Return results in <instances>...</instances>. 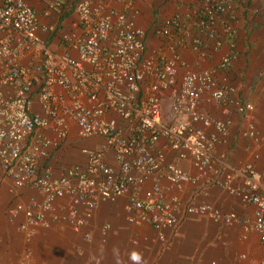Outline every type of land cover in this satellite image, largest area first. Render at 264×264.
I'll use <instances>...</instances> for the list:
<instances>
[{"label": "built area", "instance_id": "built-area-1", "mask_svg": "<svg viewBox=\"0 0 264 264\" xmlns=\"http://www.w3.org/2000/svg\"><path fill=\"white\" fill-rule=\"evenodd\" d=\"M42 1L45 16L64 2ZM118 1L122 7L114 10L76 0L80 33L58 34L76 52L73 56L48 47L39 33V13L28 0H0V168L15 187L31 185L40 192L39 200L30 195L27 203L17 202L7 210L10 221L23 214L19 228L27 237L36 226L47 227L51 219L65 220L80 230L99 201L122 196L127 197V221L150 225L160 239L165 229L177 223L181 210L209 213L226 224L238 221L235 212L205 204L184 205L177 194L167 196L168 191H180L185 184L217 172L212 151L218 135L228 131L231 111L251 119L254 106L235 94L228 71L238 56L230 23L237 0H200L187 19L172 14L152 26V34L169 39L178 35L175 44L186 40L197 53L204 37L214 50L229 38V50L216 69H185L180 74L178 66L184 63L179 53L173 49L160 61L148 54L147 31L135 20L137 7L133 0ZM217 19H225L221 34L214 28ZM44 29L56 27L49 24ZM36 89L40 113L34 112ZM205 91L221 105L223 118L212 119L201 110ZM168 93L170 118L164 111ZM70 122L79 138L100 137L103 144L81 150L84 166L73 164L53 175L42 163L51 148L66 141ZM39 129L51 134L36 133ZM243 135L255 136L251 122ZM166 149L178 160H189L195 174L167 161ZM215 182L253 206L252 216L242 225L258 233L264 243V185L255 167L250 163L235 167ZM64 197L70 198L67 211L56 214L55 202Z\"/></svg>", "mask_w": 264, "mask_h": 264}, {"label": "crops", "instance_id": "crops-1", "mask_svg": "<svg viewBox=\"0 0 264 264\" xmlns=\"http://www.w3.org/2000/svg\"><path fill=\"white\" fill-rule=\"evenodd\" d=\"M28 1L39 13V33L47 41L48 47L57 53L68 51L76 56V52L68 49L58 37L62 31L80 33L74 10L76 0H64L62 7L52 10L48 16L43 14L45 4L42 0ZM90 1L114 10L122 7L118 0ZM133 2L138 9L135 20L147 31V53L160 61V57L171 56L174 49L184 63L178 66L179 74L185 69H216L220 57L229 50L228 37L216 50L212 48V42L204 37L202 51L197 53L191 50L186 40L183 44H175L176 39L180 38L178 35L169 39L151 33L152 26L165 16L179 14L187 19L199 7L200 0ZM231 15L233 18L230 23L235 28L233 41L238 56L228 70L229 77L236 88L235 94L253 104L251 119L231 111L228 131L218 135L212 151V164L217 172L196 183L185 184L180 191H168L167 196L177 194L184 205L205 204L222 212H235L238 221L226 224L209 213L188 214L181 210L177 223L165 229L163 238L160 239L157 231L150 225H135L127 221L124 210L127 197L122 196L115 201H99L91 211L86 225L80 230H74L72 224L65 220H52L50 213H46L51 219L50 224L47 227L36 226L33 235L27 237L19 228L24 219L23 214L18 213L10 221L7 210L17 202L27 203L30 195L39 200L40 192L31 185L15 187L0 168V191L3 192H0V199H5L0 200V264H96L95 250L90 252V248L96 244L98 247L103 246L99 243L101 241L106 246L110 245V240H114V245L117 244L119 249L128 242V249H120V255L122 259L127 257L130 264H133L129 260L132 249L142 251V264H264V243L261 236L255 231L244 229L242 225V221L252 216L253 206L243 203L238 196L229 194L215 182L235 167L250 163L259 173L260 181L264 185V0H237ZM224 22L225 19L216 20L214 28L217 33H222ZM49 24H55V31L44 29ZM37 91L34 90L32 94L34 112L40 113ZM170 100L171 95L168 93L164 104L166 118L171 117ZM220 106L210 99L207 91L201 94L200 108L212 119L224 117ZM249 122L255 129V136L243 135ZM37 132L51 134L43 129ZM68 133L66 141L59 148H51L42 163L53 175H59L73 164L85 165V157L81 152L85 148L81 146L84 139L76 135V126L72 122L68 123ZM85 140L92 145L101 142L103 144L100 137H89ZM92 145L90 147H94ZM165 152L167 161L175 162L189 174H195L196 170L189 160L176 159L170 149ZM109 161L112 162L111 156ZM6 199L12 202L5 209L2 202ZM69 201V197L57 199L53 212L64 214ZM78 208L80 212H84L83 207ZM108 225L114 229L113 232L106 228ZM120 239L126 242L123 243ZM110 251L106 253L112 256ZM115 255L118 262H122L116 252ZM117 258H110L106 264L117 262Z\"/></svg>", "mask_w": 264, "mask_h": 264}, {"label": "rangeland", "instance_id": "rangeland-1", "mask_svg": "<svg viewBox=\"0 0 264 264\" xmlns=\"http://www.w3.org/2000/svg\"><path fill=\"white\" fill-rule=\"evenodd\" d=\"M86 139H88V138H86ZM101 144H102V142L101 143H98V144H94V145H92V144H89L88 143V140H82V144H81V146H83V147H90L91 145L92 146H94V147H91V148H98V147H100L101 146ZM2 191H4V189L2 190ZM1 192V191H0ZM3 192H1V194H2ZM5 196V195H4ZM0 200H5V199H3V198H1ZM12 202V200H9V201H7V199H6V201L5 202H2L4 205H3V208H5L6 209V207L10 204ZM5 211V210H4ZM111 225V224H110ZM110 225H108V227L106 226V228L107 229H111V231L113 232L114 231V229H112L111 228V226ZM120 241H122L123 243H125L126 241H123L122 239H120ZM127 241H130V240H127ZM90 242V241H89ZM99 241H97V243H98ZM99 243H102V245L103 246H101V247H98V245L96 244L94 247H91L90 248V252H91V250L92 249H94L95 250V254H96V258H97V261H96V264H106V262H107V260H109L110 258L112 259V257L113 258H117L116 257V255H115V252L117 253V255L121 258V261L122 262H118V258L116 259V261L117 262H115V263H111V264H130V262L129 261H127L128 260V258L126 257L125 259H122V257H121V255H120V249H122L123 247H125V249H122V250H126V249H128V247H129V244H128V242L126 243V244H124V245H121L120 246V249L117 247V244L116 245H114V240H110V242H108V243H110V245H104V242L103 241H101V242H99ZM106 243V242H105ZM108 250H111L110 252H111V254H112V256L111 255H107V253L106 252H108ZM119 250V251H118ZM133 251H136V250H134V249H132ZM137 252H139V253H142V251H137ZM104 253H106V254H104ZM122 253V252H121ZM132 253V252H131ZM130 253V254H131ZM129 254V255H130ZM129 260H130V257H129Z\"/></svg>", "mask_w": 264, "mask_h": 264}, {"label": "clouds", "instance_id": "clouds-1", "mask_svg": "<svg viewBox=\"0 0 264 264\" xmlns=\"http://www.w3.org/2000/svg\"><path fill=\"white\" fill-rule=\"evenodd\" d=\"M130 259L133 261V264H142V254L137 251H133L130 254Z\"/></svg>", "mask_w": 264, "mask_h": 264}]
</instances>
